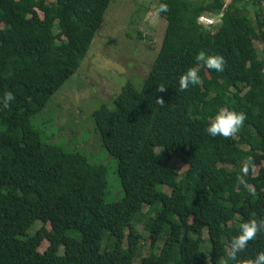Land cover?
Here are the masks:
<instances>
[{"label":"trees","instance_id":"obj_1","mask_svg":"<svg viewBox=\"0 0 264 264\" xmlns=\"http://www.w3.org/2000/svg\"><path fill=\"white\" fill-rule=\"evenodd\" d=\"M111 2L0 0V264H134L141 215L152 245L163 246L140 264H233L241 225L264 223V0H159L167 25L142 87L128 82L114 108L93 112L123 187L107 202L106 166L47 142L32 119L79 70ZM209 14L220 22L202 24ZM201 51L223 56L224 70L197 63ZM190 68L199 83L180 90ZM221 109L247 117L227 138L206 132ZM173 154L188 165L183 175L168 164ZM262 251L264 229L236 264Z\"/></svg>","mask_w":264,"mask_h":264},{"label":"rangeland","instance_id":"obj_2","mask_svg":"<svg viewBox=\"0 0 264 264\" xmlns=\"http://www.w3.org/2000/svg\"><path fill=\"white\" fill-rule=\"evenodd\" d=\"M47 1L52 3L54 0ZM158 6L159 0H112L79 70L52 96L46 108L32 119L47 142L84 153L92 162L106 166L109 180L105 196L107 202L120 200L123 187L117 172V160L96 132L93 112L103 105L114 108L113 99L128 82L142 87L161 48L167 25L160 13L155 14ZM40 15L43 16L42 12ZM138 31L143 33V39L139 37ZM256 45L260 56H263V43L256 40ZM168 164L179 167L182 175L188 170V165L176 154L169 158ZM165 190L171 192L168 187ZM148 208L147 205L144 207V214ZM144 219L141 215L135 223L136 229L145 238L141 241L134 264H140L141 259L150 253H159L163 246V240L152 245L143 227ZM45 225L50 229L48 224ZM42 226L43 222L37 220L28 234H33ZM71 234L80 235L75 232ZM109 235L106 232L103 250L111 242ZM204 238L203 248H209L207 229ZM48 246L49 242L44 241L41 250H46Z\"/></svg>","mask_w":264,"mask_h":264},{"label":"clouds","instance_id":"obj_3","mask_svg":"<svg viewBox=\"0 0 264 264\" xmlns=\"http://www.w3.org/2000/svg\"><path fill=\"white\" fill-rule=\"evenodd\" d=\"M167 11L168 5L166 3H160L155 14L159 15V13ZM196 61L197 63L203 62L210 70H215L217 72H222L224 70L225 59L221 55L209 56L201 51L197 54ZM199 80L200 77L196 69H188L186 73L180 77V90L187 89L190 84H198ZM164 89V87H161L159 90L163 91ZM13 99L14 96L11 92L6 93L4 97V107H7L9 102ZM159 102L163 103V100H160ZM246 118V114L242 111L237 112L235 110L229 111L227 109H221L207 126L206 132L212 137L218 135L225 138L230 137L240 130ZM250 163V160L247 161L245 167ZM241 183H243V181H241ZM261 229H264V223L258 224L254 219L241 225L240 233L230 242L229 258L233 264H236L238 260V253L244 251L247 242L252 240ZM247 264H264V251L259 252L254 260H248Z\"/></svg>","mask_w":264,"mask_h":264},{"label":"built area","instance_id":"obj_4","mask_svg":"<svg viewBox=\"0 0 264 264\" xmlns=\"http://www.w3.org/2000/svg\"><path fill=\"white\" fill-rule=\"evenodd\" d=\"M219 19H220L219 17L214 18V17L210 16V14L209 15H202L200 17V22L204 25L211 26V25L215 24L216 22H220Z\"/></svg>","mask_w":264,"mask_h":264}]
</instances>
